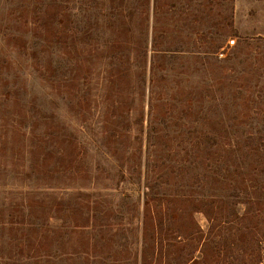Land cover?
I'll use <instances>...</instances> for the list:
<instances>
[{"label": "rangeland", "instance_id": "rangeland-1", "mask_svg": "<svg viewBox=\"0 0 264 264\" xmlns=\"http://www.w3.org/2000/svg\"><path fill=\"white\" fill-rule=\"evenodd\" d=\"M0 264H264V0H0Z\"/></svg>", "mask_w": 264, "mask_h": 264}]
</instances>
